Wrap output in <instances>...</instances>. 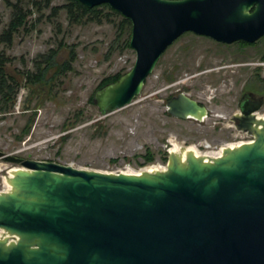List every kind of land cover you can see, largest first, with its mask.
<instances>
[{
  "label": "water",
  "instance_id": "obj_1",
  "mask_svg": "<svg viewBox=\"0 0 264 264\" xmlns=\"http://www.w3.org/2000/svg\"><path fill=\"white\" fill-rule=\"evenodd\" d=\"M108 3L132 22L134 63L94 93L104 111L142 91L165 50L184 32L255 42L264 0H80ZM233 117L252 140L206 158L170 150L165 169L105 171L20 156L0 192V264H264V96ZM181 118L203 119L207 104L181 91L167 101Z\"/></svg>",
  "mask_w": 264,
  "mask_h": 264
},
{
  "label": "rangeland",
  "instance_id": "obj_2",
  "mask_svg": "<svg viewBox=\"0 0 264 264\" xmlns=\"http://www.w3.org/2000/svg\"><path fill=\"white\" fill-rule=\"evenodd\" d=\"M12 1L29 15L11 44L0 40L10 72L35 70L34 59L50 48H58L59 62L70 53L73 59L72 67L51 84L33 85L32 90L23 84L22 72L18 75L23 83L14 104L0 112V148L5 151L83 168L135 172L168 163L163 155L174 144L221 154L232 142L254 138L237 128L232 117L241 110L244 92L264 96V35L241 44L186 31L165 50L131 103L104 111L91 100L96 88L104 77L130 68L136 57L131 46L116 40L121 16L71 22L62 7L66 0ZM12 11V5L0 0V34ZM178 90L207 104L208 115L194 119L170 114L166 102ZM258 114L264 115V103ZM28 122L30 130L24 133ZM147 148L155 158L140 164L139 154ZM21 166L0 158V190L11 188L9 176Z\"/></svg>",
  "mask_w": 264,
  "mask_h": 264
},
{
  "label": "trees",
  "instance_id": "obj_3",
  "mask_svg": "<svg viewBox=\"0 0 264 264\" xmlns=\"http://www.w3.org/2000/svg\"><path fill=\"white\" fill-rule=\"evenodd\" d=\"M5 1L12 5L13 11L8 24L2 30L0 39L9 44L12 41L13 34L18 32L22 26L27 25L29 13L28 10H25L18 2H13L12 0ZM45 1L49 3L51 0ZM58 7L59 6H55V8ZM62 7L66 9L67 17L71 22L84 21L85 17L93 20H101L103 17H108L110 19L113 14L120 15V30L116 40H121L123 47L130 46L129 40L132 29L131 19L119 10L111 7L108 3H102L90 7L80 0H66V2L62 4ZM105 7H107L108 10H105ZM237 41L241 44L253 43L244 40ZM113 43L110 50L114 47ZM57 54L58 48H50L47 53H43L39 55V57H36L34 59L35 70L25 71L23 77L27 79L28 83L35 84L39 82L51 84L60 73L65 70L67 71L72 67V53H70V57L61 62L58 61ZM8 58L9 56L0 50V112L10 110L11 105L14 104L16 93L20 87V81L14 77V75L7 68ZM124 72L125 71H117L116 73L104 77L101 80L99 87L108 82L117 80ZM91 100L94 101L93 96L91 97ZM79 112L81 113V110H79ZM31 122H28L24 127V133H27L30 130ZM139 156L143 157L140 164H146L155 158L154 152L150 148H147L145 152L140 153ZM163 158L168 160L169 154L164 152ZM113 160H116V158L114 157Z\"/></svg>",
  "mask_w": 264,
  "mask_h": 264
},
{
  "label": "flooded vegetation",
  "instance_id": "obj_4",
  "mask_svg": "<svg viewBox=\"0 0 264 264\" xmlns=\"http://www.w3.org/2000/svg\"><path fill=\"white\" fill-rule=\"evenodd\" d=\"M2 33V32H1ZM16 33L17 32H15L14 34H13V37L16 35ZM1 35V34H0ZM13 37H12V41H13ZM1 40V39H0ZM2 41V40H1ZM12 41L9 43V44H11L12 43ZM5 44H7L5 41H3ZM9 44H7V45H9ZM3 53H5V51L4 50H1ZM35 66V65H34ZM27 70H31V69H29V68H27L26 70H20V71H18L17 73L18 74H15V73H12L13 75H14V77H16L19 81H20V79H19V77H18V75L19 74H21V72H22V76H24V72L25 71H27ZM32 71V70H31ZM22 78H24V77H22ZM22 83L23 82H21L20 81V86L22 85ZM23 84H25V85H29V86H31V90H32V87H33V85H44V83H35V84H33V83H28V81H27V79L26 78H24V83ZM99 87V86H98ZM96 90H97V88H96ZM95 90V91H96ZM18 91H19V89H18ZM18 91H17V93H18ZM181 91H183V90H178L177 92H173L169 97H168V99H167V101L171 98V96H173L174 94H177V93H179V92H181ZM250 91H254V90H248V91H246V92H244L243 94H242V96H241V98H240V100H239V103H240V112H242V108H243V103L244 102H250L251 103V101L252 100H254V98L252 97V96H250V94H249V92ZM33 92V91H32ZM185 92V91H184ZM17 93H16V96H17ZM95 93V92H94ZM93 96H94V94H93ZM16 98V97H15ZM94 99V98H93ZM201 101V100H200ZM93 102H95L96 103V101L94 100ZM201 103H204L203 101H201ZM264 103V102H263ZM98 104V103H97ZM166 105H167V102H166ZM263 105V104H262ZM98 106H99V104H98ZM208 106V105H207ZM240 112H237V113H235L234 115H233V117L235 116V115H237V114H239ZM171 114V113H170ZM177 117V116H176ZM233 117H232V119H233ZM181 118V117H180ZM191 118H193V117H191ZM194 119H196V118H194ZM234 120V119H233ZM241 121V119H237V120H234V122H235V125L237 124V122H240ZM236 127H237V125H236ZM238 128V127H237Z\"/></svg>",
  "mask_w": 264,
  "mask_h": 264
},
{
  "label": "built area",
  "instance_id": "obj_5",
  "mask_svg": "<svg viewBox=\"0 0 264 264\" xmlns=\"http://www.w3.org/2000/svg\"><path fill=\"white\" fill-rule=\"evenodd\" d=\"M246 131V130H245ZM248 132V131H247ZM249 133V132H248ZM251 134V133H250ZM253 135V134H252ZM252 140V139H250ZM245 141H248V140H245ZM244 142V140H239L237 142H232L230 144H232L233 146L235 145H238L240 143ZM196 146V145H195ZM198 148V147H197ZM199 153L201 155H204L206 158H209V157H212L211 155H215V154H210V152H207V151H202L201 149H199ZM210 154V155H208ZM218 155V154H217ZM151 168V170H155V169H165L167 167V163L166 164H152L150 166H147L145 168H143L144 170L147 169V168ZM119 171H124V170H117L115 172H119ZM142 170H139V171H135V172H141ZM129 172V171H128ZM10 188H6L4 190H9ZM0 191H3V190H0ZM0 238H7L8 241H16L18 239V235L16 233H11L9 232L8 230L4 229L3 227H0Z\"/></svg>",
  "mask_w": 264,
  "mask_h": 264
},
{
  "label": "bare ground",
  "instance_id": "obj_6",
  "mask_svg": "<svg viewBox=\"0 0 264 264\" xmlns=\"http://www.w3.org/2000/svg\"><path fill=\"white\" fill-rule=\"evenodd\" d=\"M230 146H233L232 144H230ZM172 151H175V152H179V153H183L185 154L187 150H192L194 151L196 154H200L199 153V150L195 147V146H186V148H184L182 145L180 144H174L173 148L171 149ZM210 155V154H208ZM217 154L215 155H211V156H216ZM219 155V154H218ZM149 170H151V168H147Z\"/></svg>",
  "mask_w": 264,
  "mask_h": 264
}]
</instances>
